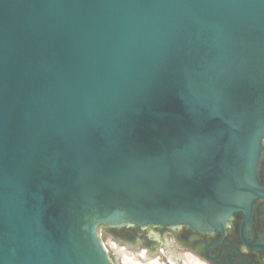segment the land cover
<instances>
[{
	"label": "water",
	"instance_id": "water-1",
	"mask_svg": "<svg viewBox=\"0 0 264 264\" xmlns=\"http://www.w3.org/2000/svg\"><path fill=\"white\" fill-rule=\"evenodd\" d=\"M263 139L264 0H0V264H114L101 224L221 240Z\"/></svg>",
	"mask_w": 264,
	"mask_h": 264
},
{
	"label": "flooded vegetation",
	"instance_id": "flooded-vegetation-1",
	"mask_svg": "<svg viewBox=\"0 0 264 264\" xmlns=\"http://www.w3.org/2000/svg\"><path fill=\"white\" fill-rule=\"evenodd\" d=\"M256 178L262 194L252 205V216L248 224L243 225L244 214L241 211H236L229 219L221 240L218 233L199 232L185 225L167 227L169 233L173 235L183 249L203 258L209 264H264V139L256 169ZM106 227L112 232L117 230V226ZM118 227L125 237L135 232L138 233L140 230L135 225ZM154 227H157L159 232L165 229L162 226ZM138 235L142 237L139 246L148 256V253H152L154 244L148 241V235L144 232H139ZM116 240L122 245H127L121 239L116 238ZM122 248L124 249V247ZM140 251L134 254L138 255Z\"/></svg>",
	"mask_w": 264,
	"mask_h": 264
},
{
	"label": "rangeland",
	"instance_id": "rangeland-1",
	"mask_svg": "<svg viewBox=\"0 0 264 264\" xmlns=\"http://www.w3.org/2000/svg\"><path fill=\"white\" fill-rule=\"evenodd\" d=\"M116 228L117 230L114 232L110 231L107 229L106 225L102 224L97 228L98 234L114 264H121V254H119L117 251L118 248L124 247V251L130 253H136L142 250V248L139 246V243L142 239V237L138 235L139 232H144V234L148 235V241L151 244H154L152 253H148V257H153L154 255L159 254L164 262H167L169 257H172V259L174 258V260L179 259L178 261H180V255L187 251L183 249L181 245L175 240L173 235L169 233L170 231L167 227H164L165 229H162L160 232L157 231L159 229L154 226L142 227L138 233L135 232L132 235L126 237L119 231L120 227L117 226ZM116 238L126 242L127 245H122L116 240ZM201 259L204 260L203 258Z\"/></svg>",
	"mask_w": 264,
	"mask_h": 264
},
{
	"label": "bare ground",
	"instance_id": "bare-ground-1",
	"mask_svg": "<svg viewBox=\"0 0 264 264\" xmlns=\"http://www.w3.org/2000/svg\"><path fill=\"white\" fill-rule=\"evenodd\" d=\"M121 254L122 264H208L195 254L191 252H184L180 255V261L168 258V261L164 262L160 255L148 257L144 250H141L138 255L124 251L123 248H118Z\"/></svg>",
	"mask_w": 264,
	"mask_h": 264
}]
</instances>
